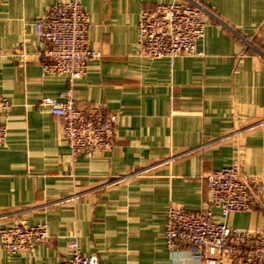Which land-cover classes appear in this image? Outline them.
<instances>
[{"label": "crops", "instance_id": "0c3cea01", "mask_svg": "<svg viewBox=\"0 0 264 264\" xmlns=\"http://www.w3.org/2000/svg\"><path fill=\"white\" fill-rule=\"evenodd\" d=\"M62 1L0 0V96L11 103L0 146V228L24 219L47 223L49 233L30 254H11L0 240V264H54L73 239L105 264L192 263V247H167L166 212L210 207L207 174L238 157L258 178L259 204L226 222L264 229V0H200L219 22L206 26L199 55L174 64L136 51L142 11L175 0H79L89 46L102 56L71 97L120 117L111 149L76 157L62 119L41 104L66 101L70 87L44 72L34 27Z\"/></svg>", "mask_w": 264, "mask_h": 264}, {"label": "built area", "instance_id": "2783aa9c", "mask_svg": "<svg viewBox=\"0 0 264 264\" xmlns=\"http://www.w3.org/2000/svg\"><path fill=\"white\" fill-rule=\"evenodd\" d=\"M211 21L219 22V18L200 0L159 3L141 13L136 53L148 60L168 59L172 64L180 56L199 55L198 41ZM34 27L44 72L65 76L70 87L65 93L66 101L46 97L41 104L62 119L63 137L73 156L111 149L119 113L100 104L80 106L71 97V88L87 74L90 62L102 56L89 46L88 13L79 0H64L36 19ZM245 43L252 47L250 42ZM10 109L9 100L0 96V146L7 139L4 116ZM206 179L210 207L199 213L176 206L167 210V247H192L190 256L194 262L182 264H264V229H239L226 222L231 214L250 211L259 204L253 190L258 178L243 171L238 157L230 166L209 172ZM213 209L219 210L220 219ZM0 240L3 249L11 254H30L37 244L49 240L48 225H30L17 219L0 228ZM54 264L105 263L96 254L84 252L79 241L73 239L69 256Z\"/></svg>", "mask_w": 264, "mask_h": 264}]
</instances>
